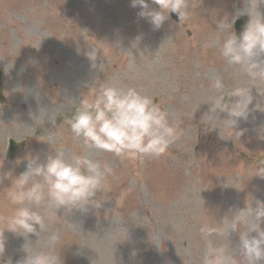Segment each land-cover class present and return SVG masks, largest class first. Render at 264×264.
Returning <instances> with one entry per match:
<instances>
[{
  "label": "rangeland",
  "instance_id": "rangeland-1",
  "mask_svg": "<svg viewBox=\"0 0 264 264\" xmlns=\"http://www.w3.org/2000/svg\"><path fill=\"white\" fill-rule=\"evenodd\" d=\"M256 7L264 15L259 0H189L186 21L177 25L168 19L153 30L130 0H0V175L18 176L26 157L38 155L43 161L54 151L66 158L90 154L113 170L97 194L99 207L67 214L41 205L48 215L39 237L28 234L26 240L5 231L0 264H16L26 252L49 249L62 264H200L201 226H214L215 219L252 198L253 207L257 200L264 202V176L237 157L240 152L264 156V80L250 81L238 68L226 67L219 55L224 36L217 37L214 24L223 15ZM238 17L246 24L250 19ZM137 35L142 39L138 50L131 49L133 56L112 48L119 41L121 50H128ZM90 47L97 50L96 69L85 55ZM216 76L226 90L251 88L247 120L234 128L243 130L238 138L226 121L209 124L204 117L208 105L202 103ZM113 80L152 97L170 122L179 121L177 138L161 157L121 159L73 137L65 113L88 90ZM8 137H30L12 162L2 153ZM10 182L0 183V232L16 207L5 200ZM51 235L58 237L54 248L48 244ZM212 239L222 242L219 236ZM229 239L238 251L239 234L230 233Z\"/></svg>",
  "mask_w": 264,
  "mask_h": 264
},
{
  "label": "clouds",
  "instance_id": "clouds-1",
  "mask_svg": "<svg viewBox=\"0 0 264 264\" xmlns=\"http://www.w3.org/2000/svg\"><path fill=\"white\" fill-rule=\"evenodd\" d=\"M151 2L158 5V9L150 7L147 0H130V6L139 7L137 15L146 19L153 30L162 27L169 19V12L176 13L180 22L186 21L189 15V0ZM259 3L264 4V0ZM242 14L250 19L237 36L233 24ZM214 24L217 37L224 36L219 55L226 67L238 68L250 81L264 80V15L257 7L254 12L247 9L246 13L242 10L234 16L223 15L216 18ZM141 39V35L134 37L128 50H121L119 41L112 48L132 55L131 49L138 50ZM85 55L91 62L90 68L96 69L97 50L91 48ZM250 89L226 90L223 79L214 77L208 99L202 103L208 105L204 117L209 124L226 121L232 134L237 138L241 136L243 130L234 131V128L240 120H247L253 100ZM226 93L232 99L225 100ZM221 113L226 116L221 118ZM67 120L73 137L83 140L89 149L109 152L121 159L138 160L164 155L175 142L179 126V121L170 122L169 114L152 97L132 87H120L115 80L101 83L83 94L75 113ZM26 160V168L18 176L13 177L11 171L0 175V183L5 179L11 181L5 200L16 205L11 215L4 218L0 256L5 251V231L22 235L26 240L28 234L39 237L45 231L48 213L39 210L41 205L46 209L54 208L56 213L63 208L67 214L86 212L90 206L99 207L97 197L113 171L106 161L101 162L90 154L73 153L66 158L63 151H54L46 154L43 161L38 155L28 156ZM257 167L262 173L260 176H264V168ZM262 219L264 202L257 200L253 207L252 198L242 209L230 210L219 221L215 219L214 226H201L199 235L204 248L200 264H241L239 257H243L246 264H260L264 260ZM252 232L256 234L250 235ZM230 233L239 234L238 251L233 249ZM214 236L221 237L222 242H215ZM57 239L51 235L48 244L54 248ZM26 253L16 264H62L59 254L50 249Z\"/></svg>",
  "mask_w": 264,
  "mask_h": 264
},
{
  "label": "water",
  "instance_id": "water-1",
  "mask_svg": "<svg viewBox=\"0 0 264 264\" xmlns=\"http://www.w3.org/2000/svg\"><path fill=\"white\" fill-rule=\"evenodd\" d=\"M0 76H1V74H0ZM1 78V77H0Z\"/></svg>",
  "mask_w": 264,
  "mask_h": 264
}]
</instances>
